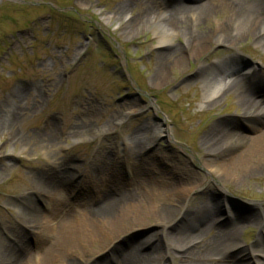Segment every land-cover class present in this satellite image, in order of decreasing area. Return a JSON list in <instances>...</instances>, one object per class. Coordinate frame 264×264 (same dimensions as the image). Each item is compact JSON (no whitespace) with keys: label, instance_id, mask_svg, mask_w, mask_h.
Masks as SVG:
<instances>
[{"label":"rangeland","instance_id":"374dc122","mask_svg":"<svg viewBox=\"0 0 264 264\" xmlns=\"http://www.w3.org/2000/svg\"><path fill=\"white\" fill-rule=\"evenodd\" d=\"M201 1L180 0L185 6ZM137 6L138 0H0V247L8 242L2 223H21L16 208L25 193L41 213L40 221H49L50 203L30 194L32 183L62 178L63 174L56 173L58 166L69 171L90 167L97 173L100 165L94 158L102 154L111 159L106 166L111 178L106 182L76 178L65 183L59 196L66 205H77L81 194L96 195L103 183L129 187L128 165H138L137 171H144L143 178H162L170 186L193 181L197 188L189 195L192 204L203 197L218 204L209 218L191 216L182 222L187 235L205 224L194 245L208 244L217 235L216 229L231 221L235 223L237 244L245 251L243 264H264L258 256L264 247V152L253 158L255 171L231 179L222 176L217 166L239 152L244 141L227 144L215 157L200 145L202 138L218 131L252 137L262 129L260 122L242 116L238 92L246 82L222 94L215 104H201L210 92L208 86L219 81L199 77L201 59L188 62L182 73L169 72L160 86H151L148 79L154 71L156 53L168 49L153 47L150 25L140 21L131 27L129 18L140 12ZM181 15L187 19L188 13ZM221 18L215 15L209 21L217 24ZM199 29L204 31V25ZM185 38L172 39V43ZM237 51L232 61L234 70L227 76H236L249 66L264 73L261 43L248 38ZM233 52L214 46L210 54L220 57ZM261 83L263 86L255 88V98H264V80ZM16 95L20 100H15ZM12 112L17 119L9 125L5 117ZM46 122H53L58 133H63L61 144L67 147L56 163L46 160L44 144L37 138ZM82 123L90 124L97 135L67 137L72 125ZM159 132L164 136L155 137L150 145L136 144V139ZM90 162L93 164L89 166ZM226 213L232 218L224 222ZM178 224L179 218L165 231ZM158 230L155 225L139 226L95 260L116 264L132 245ZM25 231L29 239L36 233L26 227ZM30 243L31 252H35L32 240ZM148 246L139 253L147 252ZM189 246L175 254L187 253ZM160 252L163 264H187L184 256L181 262L168 258L164 246ZM222 255L233 263V250ZM151 259L150 255L148 261Z\"/></svg>","mask_w":264,"mask_h":264},{"label":"bare ground","instance_id":"6f19581e","mask_svg":"<svg viewBox=\"0 0 264 264\" xmlns=\"http://www.w3.org/2000/svg\"><path fill=\"white\" fill-rule=\"evenodd\" d=\"M137 8L140 12L129 18L131 27L140 21L150 25L154 36L153 47L168 49L166 53H156L154 71L148 79L151 86H160L169 72L182 73L188 62H198L201 59L204 61L198 70L199 77L202 80H219L208 86L211 87L210 92L201 104H215L222 94L238 87L241 82H246L238 92L242 116L260 122L262 129L252 137L218 131L210 138H202L200 145L206 154L215 157L224 152L227 144L243 140V148L228 156L217 167L222 170V176L231 179H239L255 171L253 158L264 152V106L261 105L264 98H255L253 94L256 92L255 88L263 86L261 81L264 80V73L256 66H249L236 76L227 75L234 70L232 61L238 56L237 50L244 40L256 39L264 48V0H203L194 6H185L180 0H138ZM184 12L188 13L187 19L181 15ZM215 15H222V18L217 24H211L209 20ZM202 25L208 31L199 29ZM183 38L185 39L173 45L172 39ZM214 46L234 52L211 57L210 51ZM206 88L207 86L203 87L204 90ZM14 98L20 100L18 95ZM15 116L16 113H9L5 117L6 122L12 125L17 119ZM40 131L37 138L46 149L44 156L50 163H56L67 149L61 144L60 135L63 133H58L53 122H46ZM97 133L90 124L82 123L72 125L67 137L79 139ZM162 136L163 132H159L144 140L136 139V144L144 147L150 145L155 137ZM98 157L99 159L94 158L100 165L97 173L90 171V167L83 171L74 167L69 171L61 166L59 169L58 166L56 173L63 174L62 178L39 179L31 184L30 194L50 203L49 221H40L42 215L27 200L29 194L22 195L19 207L16 208V214L21 219L20 225L19 222L9 225L2 223L8 242L0 247V264H99L95 260L97 255L105 256L121 237L139 226L148 225H155L160 230L132 245L115 261L116 264H163L161 246L166 249L168 258L176 262H181L184 256L187 264H243L242 254L245 251L237 244L233 231L235 223L229 221L220 229L217 228V235L208 244L199 247L194 245L197 244L194 239L197 233L205 231V224L196 233L186 234L182 222L191 216L209 218L218 207L209 197H203L197 204L191 203L190 192L197 188L193 181L170 186L162 178H143L144 171H137L138 165H128L132 180L129 187H126L127 184L103 183L99 185L100 190L96 195L81 194L77 205H66V201L59 196L61 186L65 183L76 178L83 181L97 178L101 182L111 178L106 167L111 159L102 154H98ZM92 162L88 165H92ZM178 218L176 229L165 231V227ZM231 218L226 213L222 221ZM25 227L36 230L30 239ZM260 237L259 241H262ZM29 240L36 247L35 252H31ZM145 245H149L148 251L139 253L140 248ZM187 245H190L187 253L175 254ZM262 248L258 256L264 259V247ZM228 250L234 251L231 259L234 260L233 263L222 255L223 251ZM150 255L151 262L148 261Z\"/></svg>","mask_w":264,"mask_h":264}]
</instances>
